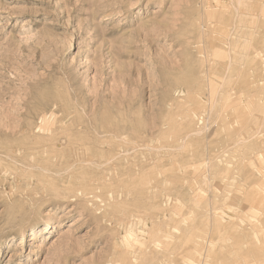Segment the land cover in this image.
I'll return each instance as SVG.
<instances>
[{"label": "rangeland", "instance_id": "rangeland-1", "mask_svg": "<svg viewBox=\"0 0 264 264\" xmlns=\"http://www.w3.org/2000/svg\"><path fill=\"white\" fill-rule=\"evenodd\" d=\"M0 264H264V0H0Z\"/></svg>", "mask_w": 264, "mask_h": 264}, {"label": "bare ground", "instance_id": "bare-ground-1", "mask_svg": "<svg viewBox=\"0 0 264 264\" xmlns=\"http://www.w3.org/2000/svg\"><path fill=\"white\" fill-rule=\"evenodd\" d=\"M220 114V113H219ZM163 172V171H162Z\"/></svg>", "mask_w": 264, "mask_h": 264}]
</instances>
